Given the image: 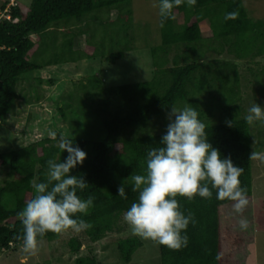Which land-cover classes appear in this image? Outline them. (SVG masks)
<instances>
[{
  "label": "trees",
  "instance_id": "16d2710c",
  "mask_svg": "<svg viewBox=\"0 0 264 264\" xmlns=\"http://www.w3.org/2000/svg\"><path fill=\"white\" fill-rule=\"evenodd\" d=\"M131 1L32 0L27 8L3 3L0 14L7 9L10 18L0 19V124L21 98L18 83L28 73L47 66L106 57L100 48L106 45L107 37L113 46L121 45L109 56L111 62L125 58L126 52L133 49ZM229 12H237V18L225 21ZM179 13L184 19L181 24L176 20ZM174 14L175 19L167 21L161 29V45L151 48L155 66L151 80L109 87L99 75H89L87 83L80 85L86 104L96 108L94 114L101 121L105 135L100 141L67 138L87 154L83 164L72 171V175L82 177L89 184L77 194L82 199L94 196L89 214L76 218L91 225L84 233L93 242L108 233L121 231V217L137 201L138 193L126 185L128 198L123 199L118 196L117 188L124 179L145 173L147 152L161 147L171 107L188 104L199 112L213 147L243 169L239 179L247 189L249 204L239 216L232 202L215 198L214 189L211 199L197 196L189 201L177 196L182 210L186 215L191 212L196 222L187 229V247L170 250L158 245L160 264H247L254 237L250 158L253 150L250 125L237 103L240 99L237 64L230 58L218 67L214 63L212 71V64H205L202 59L208 50L229 51L238 59L263 55L264 18L252 19L242 0H197L194 8L181 6L174 9ZM206 20L213 32L210 38L204 37L201 29V23ZM111 25L114 28L119 25L116 31H123L122 34H115ZM94 26L102 27L104 35L94 31ZM85 31L94 32V36L89 35L85 45L78 47L77 40L86 35ZM214 40L217 46L212 45ZM182 47V54L175 57L172 67H167L168 53ZM216 83L221 87L233 85L232 101L228 98L214 105L213 95L208 101L203 99L214 85L218 86ZM95 98L101 100L98 107L93 105ZM59 109L65 118L64 106ZM217 111H220L219 117ZM229 121L234 122L232 127L226 123ZM158 122L164 130L153 132ZM58 141V138L46 137L16 150L0 152V167L8 168V179L0 182V253L22 246L23 225L18 213L34 195L32 183L46 181L47 161L62 162L67 157V151L59 147ZM241 218L248 220L247 230L239 229ZM60 235L48 232L39 240L54 241ZM68 244L72 253H78L82 247V242L75 237ZM142 245L137 237L120 239L117 247L121 259L129 263ZM75 264H98V261L94 256L83 255L75 259Z\"/></svg>",
  "mask_w": 264,
  "mask_h": 264
},
{
  "label": "rangeland",
  "instance_id": "374dc122",
  "mask_svg": "<svg viewBox=\"0 0 264 264\" xmlns=\"http://www.w3.org/2000/svg\"><path fill=\"white\" fill-rule=\"evenodd\" d=\"M31 1L0 0V7L5 2L8 4L14 2L23 8H27L30 6ZM242 1L252 19L264 18V0ZM156 3L157 0L131 1L129 7L132 10L133 49L126 52L125 58L116 63L111 62L109 56L111 53L117 52L121 45L115 46L114 44L113 46L107 37L106 41L104 40L106 45L100 48L102 53L108 55L106 57L82 59L64 66L58 64L52 66L51 72H45L44 75L41 74V71H32L23 76L18 83V92L21 98L16 100L14 107L0 124V152L16 150L46 137L52 138L49 135L50 132H56L58 139L63 134L66 138L78 137L85 140H102L105 135L104 128H102L101 121L94 114L96 108L93 109L91 105L86 104L80 85L87 83L89 75H99L109 87L152 79L155 66L151 48L161 45L162 42V28L159 27L160 18ZM101 11L105 12V10ZM7 15V12H1L0 19H4ZM103 15L105 17L106 13ZM176 20L178 24L183 23V14H177ZM111 26L115 34L116 32L122 34L123 31H116L119 25L115 28V25ZM93 28L97 33L104 35L102 27L97 28L94 26ZM201 29L204 37H212L213 32L207 20L201 23ZM54 32L59 34L56 31ZM85 33V36L78 38V47L85 45L89 35L94 36V32L85 31ZM32 38L37 39L35 35H32ZM121 39L125 40L126 38ZM101 40L100 38L99 42ZM93 41H96V39L94 38ZM211 43L217 46L215 40ZM183 49L184 47L179 50L172 49L168 53L166 57L167 67H172L175 57L182 54ZM159 56L161 59L162 55L159 54ZM230 58L234 59L237 64L240 98L237 103L240 105L241 115L245 117L248 114V109L254 103L264 107V54L255 58L238 59L229 51L218 53L214 50H208L202 61L205 64L211 63V70L213 71L215 70L214 63L218 67L221 63L229 61ZM223 70L225 69L222 68V72ZM215 73L218 76L217 72ZM230 77L232 78V76ZM232 86V84L223 85V87L214 85L211 91L205 93L203 99L208 101L213 95L214 105L221 104V100L227 101L226 99L231 98ZM93 105L98 107L101 105V100L95 98ZM59 106H64L65 118L60 112ZM216 116H220V111L216 112ZM205 120L207 119L205 118ZM154 127L152 128L153 132L164 130L161 122H158L157 126ZM250 128L253 152L264 155V124L257 122ZM252 169L254 237L250 245L251 253L247 259V264H264V162L260 159H252ZM6 179H8V168L0 167V182H4ZM120 226L121 231L108 233L97 242L91 241L85 235L84 230L80 233L71 230L66 231L61 233L59 238L54 241L39 240L38 251L34 255L25 253L22 246H14L0 253V264H75V259L83 255L96 257L98 264H160V253L157 244L133 235L130 227L123 220V216L121 217ZM132 236L139 238L143 245L134 253L132 260L126 263L121 259L117 243L120 239ZM72 237L78 238L82 242V247L78 253L70 251L68 242Z\"/></svg>",
  "mask_w": 264,
  "mask_h": 264
},
{
  "label": "clouds",
  "instance_id": "9594fccd",
  "mask_svg": "<svg viewBox=\"0 0 264 264\" xmlns=\"http://www.w3.org/2000/svg\"><path fill=\"white\" fill-rule=\"evenodd\" d=\"M197 0H157L159 27L174 20V9L185 6L194 8ZM237 12H229L224 19L235 20ZM199 112L185 104L171 107L166 133L161 137L159 148L147 152L144 174L132 175L124 179L117 188V194L127 199L126 185L138 193V199L123 213V220L132 234L170 250H180L188 246L187 229L195 224L194 215L182 210L177 196L192 201L195 197L211 199L213 189L218 201H230L234 212L242 216L249 204L247 189L241 186L239 177L243 169L234 165L231 158L209 142L206 125L199 118ZM248 125L264 124V107L254 103L245 116ZM229 127L232 121L226 122ZM49 135L57 138L56 132ZM65 145H69L65 147ZM59 147L67 151V157L58 162L47 161L46 181L33 182L34 195L18 213L23 225L22 249L29 255L38 251L39 238L48 232L61 234L66 231L80 233L91 227L79 216L89 214L94 205V196L82 199L77 194L89 184L82 177L72 175L77 165H82L86 153L59 137ZM252 159L264 162V155L252 152ZM240 230H247L249 222L238 220ZM219 259V257H217Z\"/></svg>",
  "mask_w": 264,
  "mask_h": 264
},
{
  "label": "crops",
  "instance_id": "0c3cea01",
  "mask_svg": "<svg viewBox=\"0 0 264 264\" xmlns=\"http://www.w3.org/2000/svg\"><path fill=\"white\" fill-rule=\"evenodd\" d=\"M70 63H74V62H70ZM75 63H76V62H75ZM66 64H68V63L63 64V66L66 65ZM52 66H55V65H52ZM52 66H47L46 68L40 70V71L42 72L41 74L44 75L45 72H46V73L51 72V70H52Z\"/></svg>",
  "mask_w": 264,
  "mask_h": 264
},
{
  "label": "built area",
  "instance_id": "2783aa9c",
  "mask_svg": "<svg viewBox=\"0 0 264 264\" xmlns=\"http://www.w3.org/2000/svg\"><path fill=\"white\" fill-rule=\"evenodd\" d=\"M16 5L14 2L9 3V6ZM9 10L6 9L5 12H8ZM5 18H10L9 14Z\"/></svg>",
  "mask_w": 264,
  "mask_h": 264
}]
</instances>
